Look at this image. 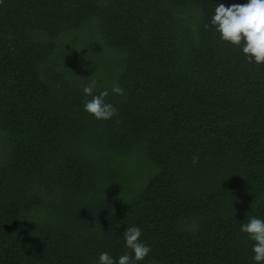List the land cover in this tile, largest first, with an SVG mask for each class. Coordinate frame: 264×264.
I'll return each instance as SVG.
<instances>
[{
	"label": "trees",
	"instance_id": "trees-1",
	"mask_svg": "<svg viewBox=\"0 0 264 264\" xmlns=\"http://www.w3.org/2000/svg\"><path fill=\"white\" fill-rule=\"evenodd\" d=\"M218 2L0 0V264H95L132 225L138 264H255L264 63L219 38Z\"/></svg>",
	"mask_w": 264,
	"mask_h": 264
},
{
	"label": "clouds",
	"instance_id": "clouds-1",
	"mask_svg": "<svg viewBox=\"0 0 264 264\" xmlns=\"http://www.w3.org/2000/svg\"><path fill=\"white\" fill-rule=\"evenodd\" d=\"M209 24L219 33L222 41L239 45L245 59L257 65L264 63V0H243V2L228 3L219 0L210 16ZM209 25L206 24L207 28ZM97 81L92 79L82 85L86 97L83 110L98 120L111 118L116 109L106 102L108 89L94 93ZM111 91L121 94L122 89L114 85ZM239 231L246 233L251 245L252 260L255 264H264V219L250 216L239 226ZM141 228L137 225L125 227L123 243L130 252L113 257L108 252H100L95 264H138L149 253L148 245L140 240Z\"/></svg>",
	"mask_w": 264,
	"mask_h": 264
}]
</instances>
